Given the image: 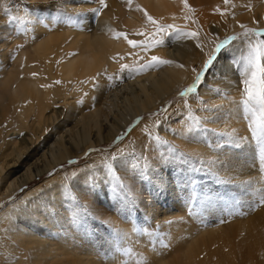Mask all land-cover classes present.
I'll return each mask as SVG.
<instances>
[{
  "label": "bare ground",
  "instance_id": "bare-ground-1",
  "mask_svg": "<svg viewBox=\"0 0 264 264\" xmlns=\"http://www.w3.org/2000/svg\"><path fill=\"white\" fill-rule=\"evenodd\" d=\"M93 12L96 14L97 11ZM145 12L164 28L158 31L148 21ZM56 13L55 10H50L39 12V16L32 14L34 21L33 18L30 19L33 26L31 38L33 42L35 40V44L19 48L12 65L6 62L11 56L0 53V142L5 146V151L1 150L0 154V203L23 191L3 208V221H9V225L6 231L2 230L7 242L1 243L0 247L11 251L12 260L18 264H77L80 261L83 264H118L122 257L118 252L113 254V258H106L102 252L99 254L93 248L87 252L81 251L80 245L74 246L73 236L79 234L73 228L74 225H69L70 233L64 234L70 221L67 219V209L60 199L65 197L63 192L68 186L57 176L67 170L68 176H74V180H77L78 175L73 174L74 166L52 172L66 162L82 158L89 150L112 142L123 130L131 127L136 118L157 110L184 84L194 80L197 71L189 70V64L199 52L205 28L214 36L233 33L237 27L219 28L215 22L211 24L208 11H174L166 6L164 0H131V3L119 0L104 11L103 16L99 14L94 21L90 20V29L81 27L76 31L70 28L63 15L62 22H58L59 26L50 27L57 29L56 32L62 38L52 40V33L55 31L49 29L43 21L56 24ZM190 14L193 18L199 17V24L191 22ZM81 18L83 24L91 19L85 18L84 14ZM117 33L126 34L127 39L124 36L117 38ZM188 33L196 35L190 36ZM68 36H71L69 44L63 40V37ZM150 38L163 43L145 48L144 43ZM128 40L135 41L136 45H130ZM48 41L55 44L49 46ZM214 41L217 42L212 40L211 45L215 44ZM41 44H46L48 48L40 55L38 51ZM211 52L212 47L205 55ZM223 54L198 89L200 98L194 95L183 105V111L176 114L173 109L170 110L166 116L167 124L158 125L156 121H150L142 126L145 132H141L139 127L133 130L131 134L134 143L127 150H131L129 157L135 158L136 164L134 168L123 161L120 167L116 164L120 172L124 171L121 173L122 182L127 184L131 181L133 186L136 185L131 176L125 175L131 169L137 174L144 172L154 180H149L152 182L151 191L167 190L170 184L161 173L158 146L163 140L180 144L182 142L185 145L195 143L192 135L196 130L190 129L191 125L183 117L191 114L194 118L198 114L204 123L224 129L227 140L233 145L223 153L227 159L223 158L221 163L227 160V167L226 164L220 167L222 164L216 162H212L211 167L220 173H231L232 179H244L241 182L247 189H251L253 194L261 195L259 187L257 188L258 169L252 172L249 168L255 164L243 169L244 157L254 160L253 153L257 150V143L254 142L250 128L257 124L252 113L248 114L252 118L249 126L247 119L242 116V97L239 92L242 80L229 69V63L225 62ZM256 55L253 54L250 58ZM153 56L171 63L153 62ZM206 59L207 57L204 60ZM123 65L129 67L123 68ZM253 65L249 64V69ZM53 67L55 71L57 69V78L54 77L56 81L52 80ZM247 68H244L245 71ZM119 94L124 96V110L119 118H115V122L110 123L104 113L105 108L108 103H114ZM256 133L257 137L261 136L258 131ZM234 141L239 142L238 146ZM101 159V156L90 158L93 168L90 171L92 174L96 173L93 176L96 179L107 173ZM120 160L119 158V162ZM49 173H52L49 178L37 182ZM99 179L98 183L103 181L102 178ZM44 180L48 186L38 195L35 190L40 188L38 185ZM81 181L74 183L78 185ZM54 197L60 203L54 202ZM149 198L150 196L146 202L150 201ZM259 200V197L255 201L252 199V204L241 215L240 223L233 224L231 221L218 228L206 229L186 221L192 217L182 204L176 209L178 212L164 207L157 216L161 219L164 231L169 233L167 238L174 249L165 251L162 256L148 258L126 250L128 252L123 253V258L135 256L141 259L139 264H264V205L256 207L253 204ZM95 213L99 215L98 212ZM127 239L125 243L128 242ZM172 255H179L178 259H173Z\"/></svg>",
  "mask_w": 264,
  "mask_h": 264
},
{
  "label": "rangeland",
  "instance_id": "rangeland-1",
  "mask_svg": "<svg viewBox=\"0 0 264 264\" xmlns=\"http://www.w3.org/2000/svg\"><path fill=\"white\" fill-rule=\"evenodd\" d=\"M118 1L119 0H103V2H101V0H0V53H6L7 56H11L6 59V62L12 65L19 48L23 49L35 42V40L33 42V38H31L33 36V26L31 24L32 20L30 21V19L33 18V13L39 16V12L41 11L55 10L57 12L55 15L56 19H54L56 24H51L48 20L43 21L45 25L49 26V29L55 31L52 33V40H55L61 37L60 33L56 32L57 29L55 30V28L50 27H54L53 25L59 26V23L62 22L61 17L63 15L66 25L70 28H74L76 31L81 27H88L90 29V20L94 21L99 17V14L103 16L105 14L104 11ZM164 1L166 6L172 8L174 11H208L211 17V24L215 22V24H218L219 28L237 27V29L230 34H215L214 39L212 32L205 28V37L199 44V52L189 64V70L197 71L194 80L184 84L178 92L171 96L163 106H159L157 110L136 118L133 125L123 130L112 142L99 145L89 150L82 158L66 162V164L59 166L58 169L52 172L56 173L61 169L74 166L75 172L73 174L78 175L77 180H74V176H68L67 170L64 173H58L57 176L58 179L64 182V185L68 186L63 192L65 197L62 196L60 199L61 203H63L67 209V219L69 218L68 220L70 221L64 234H69L71 228L69 225H74L73 228H76L79 233L78 236H73L75 240L73 243L74 246L80 245L82 248L81 251L87 252L91 251L93 248L98 253L102 252L106 258H113V254L118 252L122 256L118 264L140 263L141 259L135 256L126 259L125 257L123 258V253L128 251L139 253L148 258L162 256L165 251H172L174 249V245L171 246L167 238L169 233L167 234V232L164 231L165 228L161 225V219L158 218L164 207L172 208L171 210L178 212L176 209L180 208L179 204H182L187 214L192 217V219H189L191 221H186L199 225L202 229L218 228L231 221H233V224L240 223L241 221L239 219L242 218L241 215L246 211L247 206L251 205L258 197L259 199L261 198L260 194V196L255 193L253 194L251 189H247V186L245 187L241 182L244 179H232L231 173H220V171H216L211 167L212 162L221 163L223 158L227 159L224 154L226 151H229L233 145L227 140L226 131L224 129L204 123L198 114H196L194 118H192L191 114H185L183 117V120L191 125L190 129L196 130V132L193 133L194 136L192 135L195 139V143L185 145L182 142L180 144V142L163 140L158 146V153L160 155L158 160L161 161V173L162 175L164 174L163 177H165L170 184L167 190L163 189L162 191V189H159L155 192L151 191L152 186L150 184L154 182V180L147 174L146 176L144 172H140L139 175L131 169L129 173L132 172L130 174L125 173V175L131 176L132 179L136 181V185L133 186L131 181H129L130 184H125L124 181V183L121 181V177H123L121 173L124 172H120L118 168L121 165V161L128 164V166L131 165L132 168H134L136 164L135 158L129 157L131 150H127V148L132 147L134 143L131 134L133 130L139 127L141 128L139 129L141 132H145V128L142 130V126L146 123H150V121H156L158 125H162L168 122L166 121V116L170 110L173 109V113L176 114L179 111H183V105L188 103V100L194 97V95L200 98L198 89L204 84L206 76L209 71L214 68L217 59L222 53L225 54H223L225 62H227V64L229 63V69L231 68L232 70H230L235 72V75H237L239 79L241 78L240 81L242 80L240 82L241 89L239 90L242 97V116L247 119V126H249L252 118L249 117L248 114L250 115L252 113L255 123L257 124L256 127H248L253 131L254 142L257 143V150L253 153L254 160L244 157L243 162H245L243 163V169L254 166L255 164L254 167L249 168L252 172L258 169L256 171V175H258L259 179L257 188L259 187L258 189L261 194L264 193V158H262L261 154V145L264 143V100H262L260 96V93L264 92V43H262L264 42V0H229L227 3L225 0ZM172 2L174 3L173 5ZM93 11H97L96 14H94ZM83 14L85 18H91L85 21L87 24H83L84 21L82 22L81 15ZM190 16L193 24H199L197 21L199 19L198 16L197 18L196 16L193 18L192 14H190ZM57 18L61 19V21H58ZM206 31L209 34H207ZM55 34H58L59 37L53 36ZM211 39L217 42L214 41L213 44H215L211 45ZM63 40L68 43L71 40V36L70 38L69 36L63 37ZM225 41H228V43H224ZM47 43L46 44L49 46L50 44H55V42L50 43V41ZM46 44H41L39 48L40 51H38L40 55L47 50L48 46ZM221 44H223V47L219 52L216 51L217 45ZM211 47L212 52L206 56L205 52ZM232 47L234 48L232 49ZM4 48L5 50L3 51L2 49ZM237 50L240 52L238 53ZM255 52H257V55ZM253 54L256 55V59L255 57L250 58ZM206 57L207 59L204 60ZM210 58L212 63L206 68L205 65ZM250 60L251 62H249ZM2 61L4 62L5 60L2 59ZM244 64H246L248 68ZM249 64L250 66L254 64L252 68L255 70L252 68L249 69ZM54 67L57 68L56 66ZM55 68L51 71L54 75L52 78L53 81H56L57 78V69L55 71ZM244 68H247V70L245 71ZM247 71L250 72L248 73ZM253 73L256 74V81H253ZM198 75L200 77L199 81H197ZM243 76L244 78H242ZM247 76L248 78H246ZM246 81L249 83L246 84ZM194 85L195 88H193ZM249 87L253 90L252 98H249L246 91V88ZM189 89L193 90L189 91ZM123 97V95L119 94L116 101L114 103H108L105 108L104 113L110 123H112V121L115 122V118H119L124 110ZM257 131L261 133V136H256ZM209 135L212 137L214 136L213 139ZM0 140L2 142V139ZM1 150L2 152L5 151V146L3 144L0 145V154L2 153ZM123 155H125L124 158H122ZM93 156H101L102 159L100 161L107 169V173L102 174L97 179L93 177L96 176V173L93 172L92 174L91 172L93 168L90 158ZM119 158L121 159L120 162ZM117 163L119 166L116 165ZM221 164L222 165H219L220 167L224 164H226L227 167V160ZM109 167L111 168V172L109 171ZM222 169L225 170L223 167ZM227 171L229 170H226V172ZM234 171H236L237 174L239 173L237 170ZM259 171L260 173H258ZM87 172L92 175H87ZM52 173L41 177L37 182L49 178ZM116 177L119 178V181H117ZM80 178H82V181ZM99 178H102L103 181L98 183V180H100ZM46 180L38 185L40 186L39 189L35 190L38 195H41L43 192L42 190H46L48 186ZM140 180L142 182H139ZM78 181H81V183L79 182V184L76 185L74 182ZM71 186L75 187L71 188ZM136 186L137 188H135ZM132 189L134 190L132 191ZM172 189L175 190L172 191ZM22 192L23 191H20L16 193L14 197L6 198L2 204L0 203V228H2L0 231H6L9 225V221H3L2 212L4 211V206L13 201L14 198H18ZM138 192L143 194H139ZM42 195L45 196V194ZM148 196H150L148 199L150 201H147V203L146 200ZM137 197L140 198L138 199ZM54 198L56 199L54 202L57 203L58 201L60 203L56 197ZM259 201L253 204L259 207L261 205ZM95 211L98 212L99 215H96ZM77 216L79 219L74 222L73 218ZM4 231L0 232V244L7 242V239L3 238L5 235ZM122 238H125L124 242ZM126 239L128 241H126L127 243H125ZM178 256L179 255H172V258L174 257L173 259L176 260ZM132 260H134V262ZM81 262L82 261L77 264H83ZM0 264L18 263L12 260L11 251H7V249L0 247ZM84 264H87V262Z\"/></svg>",
  "mask_w": 264,
  "mask_h": 264
},
{
  "label": "snow or ice",
  "instance_id": "snow-or-ice-1",
  "mask_svg": "<svg viewBox=\"0 0 264 264\" xmlns=\"http://www.w3.org/2000/svg\"><path fill=\"white\" fill-rule=\"evenodd\" d=\"M101 2H103V0H101ZM127 2L131 3V0H127ZM225 2L227 3V2H229V0H225ZM140 10H142V9H140ZM142 11H143V10H142ZM145 15H146L148 21H149L152 25H154V26L157 27V30H158V31L164 28L163 25H159V24L157 23V21H156L153 17H151L150 15L147 14V12H145ZM169 27H171V26H169ZM116 35H117V38H120L121 36H124V38L127 39L126 34L117 33ZM188 35H190V36H195L196 34H195V33H188ZM232 39H235V38H232ZM128 43H129L130 45H132V46H135V45H136V42H135V41H132V40H128ZM162 43H163V41H160V40L153 41V40H151V38H150L149 41H146V42L144 43V47H145V48H148V47H152L154 44H162ZM224 43H228V41H225ZM262 43H264V42H262ZM222 47H223V44H221V45H217V47H216V51L219 52L220 49H221ZM151 59H152L153 62L160 63V64L171 63L170 61L162 60V59H160L159 57H156V56H153ZM249 62H251V60H250ZM211 63H212V60H211V58H210V59L208 60L207 64L205 65V67L207 68ZM128 67H129L128 65H123V68H128ZM180 67H183V65H180ZM199 79H200V77H199V75H198V76H197V81H199ZM255 79H256V74L253 73V81H255ZM57 83H59V82H57ZM247 83H249V82L246 81V84H247ZM193 88H195V85L193 86ZM192 90H193V89H189V91H192ZM246 91H247V93H248L249 98H252V95H253V90H252V88H250V87H249V88H246ZM260 96H261V99L264 100V92H261V93H260ZM230 139H231V138H230ZM234 143H236L237 146H238V143H239V142L234 141ZM261 154H262V158H264V143H262V145H261ZM116 179H117V181H119V178H118V177H116ZM259 203H260L261 205H264V193L261 194V198H260ZM73 219H74V222H75L76 220L79 219V217L77 216V217H74Z\"/></svg>",
  "mask_w": 264,
  "mask_h": 264
}]
</instances>
